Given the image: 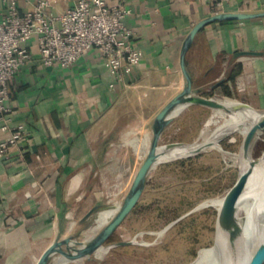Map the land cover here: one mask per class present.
<instances>
[{"label":"crops","instance_id":"crops-1","mask_svg":"<svg viewBox=\"0 0 264 264\" xmlns=\"http://www.w3.org/2000/svg\"><path fill=\"white\" fill-rule=\"evenodd\" d=\"M49 1L57 13L77 2ZM37 2L20 0L24 11ZM127 3L133 10L127 25L144 57L115 87L98 50L71 67L46 66L37 37L30 42L32 59L9 83L14 120L27 126L28 138L8 157L0 155V264H37L53 242L79 232L92 208L109 204L104 170H124L118 189L125 199L133 169L151 146L157 115L187 84L183 63L202 95L244 94L264 111V0L233 1L228 12L254 15L210 22L187 48L193 28L214 15L208 0ZM208 109H180L162 137L176 127L188 135L180 142L193 143L199 138L194 124ZM5 137L0 130V141Z\"/></svg>","mask_w":264,"mask_h":264},{"label":"rangeland","instance_id":"rangeland-1","mask_svg":"<svg viewBox=\"0 0 264 264\" xmlns=\"http://www.w3.org/2000/svg\"><path fill=\"white\" fill-rule=\"evenodd\" d=\"M212 95L221 100L232 98L248 104L244 100L246 98L244 94ZM248 105L258 112H263L260 108ZM226 118L227 116L214 108L200 113L194 124L197 125L199 136L195 141L202 142L204 135L211 133ZM175 128L172 127V131L161 138V145L180 142L183 136L188 137ZM194 132H196L195 129H193ZM243 139L242 133H231L224 136L220 142L224 151L211 148L198 155L175 157L159 163L148 177L142 198L114 235L104 243V246L109 247L121 240L134 239L136 243L113 246L103 257L92 253L81 259L70 260L68 264L191 263L197 258L201 248L210 247L215 243L217 207L201 208L184 217L163 235L159 236L158 232L203 201L223 197L226 194L236 182L242 169V160L238 154L241 152ZM225 152L230 154L226 155ZM251 153L256 159L264 157V131L254 143ZM144 160L145 155L138 160L129 181L135 177ZM103 174L104 186L110 190L108 205L114 207L122 204L124 200L120 199L121 191L118 186L122 180H126L124 170L111 168L104 170ZM97 214L89 219L79 232L72 235L73 240L85 241L88 236H95L101 232L105 225L97 220ZM143 241L147 244L142 243ZM75 246L79 247L77 244ZM62 248L69 252L74 251V248L68 244H64ZM62 257L65 256L57 252L48 264H65L60 261Z\"/></svg>","mask_w":264,"mask_h":264},{"label":"built area","instance_id":"built-area-1","mask_svg":"<svg viewBox=\"0 0 264 264\" xmlns=\"http://www.w3.org/2000/svg\"><path fill=\"white\" fill-rule=\"evenodd\" d=\"M235 0H208L213 14L228 12ZM49 0H38L23 10L20 0H0V155L8 157L14 146L28 138V128L14 120L9 105V83L32 59L30 42L37 37L42 63L71 67L92 50H98L115 87L144 57L134 30L127 25L133 10L127 0H77L57 13Z\"/></svg>","mask_w":264,"mask_h":264},{"label":"water","instance_id":"water-1","mask_svg":"<svg viewBox=\"0 0 264 264\" xmlns=\"http://www.w3.org/2000/svg\"><path fill=\"white\" fill-rule=\"evenodd\" d=\"M254 14L248 13H231V12H223L219 14H215L209 18H206L200 21L192 30L186 48L189 47L190 43L194 39L195 35L207 24L217 20H233L240 19L253 16ZM250 55H260L261 52H241ZM183 68L185 74L187 76V84L184 90L174 97L164 108L159 112L155 121V129L154 136L152 138L151 146L146 153L145 160L143 161L141 167L136 173L131 188L126 195L123 203L120 205L117 212L109 219V221L104 224V228L101 232L97 233L88 243L82 240H73L72 236H68L62 240H57L53 242L42 254L39 258L37 264H48L51 257L57 253L61 252L67 259L76 260L81 259L84 256L90 255L92 253H96V251L104 246V243L111 238L114 233L119 229L122 223L126 220V218L133 211L135 206L138 204L144 191L146 189L148 177L151 171L161 162L159 161V148L165 147L167 149L179 146V145H187L188 143L184 142H169L161 145L160 141L163 135L165 128L170 124L172 117L177 112V108L182 105L181 109L187 107L191 104H201L205 106H209L214 109H221L224 107L221 99L216 97L204 96L201 93L203 92L202 88H194L192 77L187 70L185 63H183ZM226 78H222L216 84L213 85V88H216L220 84L225 81ZM249 105L246 103L240 102L237 108L248 107ZM264 131V111L260 112V117L255 120L250 130L244 136L243 143L241 146L242 159L247 162V167L245 169H241V172L236 180V182L229 188L226 194L223 196L222 203L218 209L217 214V224H216V237L217 235H222L226 238L228 252L231 255L232 261L234 264H238L239 255L241 253V249L244 244V224L245 218L239 216V203L242 195L244 194L250 178L254 174V171L263 166L261 162V158L252 157V147L256 140L259 138L260 134ZM222 138L219 140L221 142ZM199 142L195 141L194 143H190L188 145H197L190 148L183 156L180 157H189L193 155L201 154L211 148H214V145L211 142H205L202 144H197ZM200 143V142H199ZM219 150L224 151L221 143L219 144ZM175 158V157H174ZM173 159V158H171ZM169 159V160H171ZM166 160V161H169ZM207 205H203L202 203L194 207L192 210L187 212L186 214L180 216L178 219L174 220L170 224H168L162 231L161 235H163L168 229H170L177 222L182 220L184 217L196 212L197 210L206 207ZM109 205H97L92 208L84 217V221L91 219L94 215L99 213L100 210L105 208H109ZM136 243V240H121L115 242L110 248L113 246H121V245H130ZM64 244H68L72 248H74L73 252H69L62 248ZM79 247H76L75 245ZM249 264H264V242L257 248L255 253L253 254Z\"/></svg>","mask_w":264,"mask_h":264},{"label":"bare ground","instance_id":"bare-ground-1","mask_svg":"<svg viewBox=\"0 0 264 264\" xmlns=\"http://www.w3.org/2000/svg\"><path fill=\"white\" fill-rule=\"evenodd\" d=\"M224 107L217 109L227 118L211 132L204 135L203 141L211 142L214 148L219 149V140L231 133L240 132L245 136L250 130L251 126L260 117V112L252 107L237 108L240 103L236 99L225 98L222 100ZM182 105L177 108V112ZM195 145H179L170 149L160 147L159 161H166L174 157L183 156L190 148ZM149 150V149H148ZM226 155L230 153L225 152ZM242 160V170L247 167V162L242 159V152L238 154ZM264 165V157L261 158ZM223 197L209 198L202 202L203 205L219 207L222 203ZM121 204L114 207H109L101 210L97 214V220L100 224H106L109 219L117 212ZM239 216L245 218L244 224V244L239 255L238 264H249L253 254L257 248L264 242V167L261 166L254 171L250 178L248 186L241 197L239 203ZM161 231L158 232V235ZM94 236H88L85 242L88 243ZM142 243L147 244L146 241ZM110 247L102 246L96 251L98 257H103ZM63 263L68 264L70 261L66 257H62ZM189 264H234L231 255L228 252L226 238L221 234L217 235L214 245L210 247H203L199 250L198 256Z\"/></svg>","mask_w":264,"mask_h":264}]
</instances>
